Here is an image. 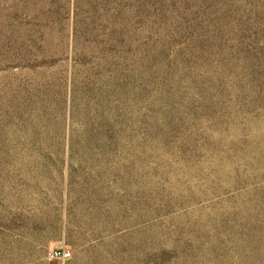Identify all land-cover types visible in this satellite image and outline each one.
I'll list each match as a JSON object with an SVG mask.
<instances>
[{
	"label": "rangeland",
	"instance_id": "rangeland-1",
	"mask_svg": "<svg viewBox=\"0 0 264 264\" xmlns=\"http://www.w3.org/2000/svg\"><path fill=\"white\" fill-rule=\"evenodd\" d=\"M0 264H264V0H0Z\"/></svg>",
	"mask_w": 264,
	"mask_h": 264
},
{
	"label": "built area",
	"instance_id": "built-area-1",
	"mask_svg": "<svg viewBox=\"0 0 264 264\" xmlns=\"http://www.w3.org/2000/svg\"><path fill=\"white\" fill-rule=\"evenodd\" d=\"M48 258L50 261H68L71 259V253L66 250H55L49 253Z\"/></svg>",
	"mask_w": 264,
	"mask_h": 264
}]
</instances>
